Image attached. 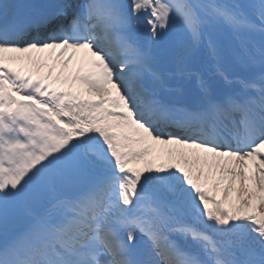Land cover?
Masks as SVG:
<instances>
[{"label": "snow or ice", "instance_id": "1", "mask_svg": "<svg viewBox=\"0 0 264 264\" xmlns=\"http://www.w3.org/2000/svg\"><path fill=\"white\" fill-rule=\"evenodd\" d=\"M0 264H264V0H0Z\"/></svg>", "mask_w": 264, "mask_h": 264}, {"label": "bare ground", "instance_id": "2", "mask_svg": "<svg viewBox=\"0 0 264 264\" xmlns=\"http://www.w3.org/2000/svg\"><path fill=\"white\" fill-rule=\"evenodd\" d=\"M14 55H19V54H16V53H5V56H14ZM24 55H27V54H24ZM53 57V55H52Z\"/></svg>", "mask_w": 264, "mask_h": 264}]
</instances>
